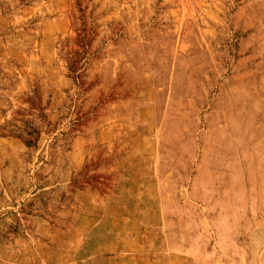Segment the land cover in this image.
<instances>
[{
    "label": "rangeland",
    "instance_id": "rangeland-1",
    "mask_svg": "<svg viewBox=\"0 0 264 264\" xmlns=\"http://www.w3.org/2000/svg\"><path fill=\"white\" fill-rule=\"evenodd\" d=\"M0 264H264V0H0Z\"/></svg>",
    "mask_w": 264,
    "mask_h": 264
}]
</instances>
